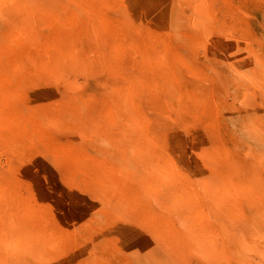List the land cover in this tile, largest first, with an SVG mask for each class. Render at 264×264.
Masks as SVG:
<instances>
[{
    "label": "rangeland",
    "instance_id": "1",
    "mask_svg": "<svg viewBox=\"0 0 264 264\" xmlns=\"http://www.w3.org/2000/svg\"><path fill=\"white\" fill-rule=\"evenodd\" d=\"M0 264H264V0H0Z\"/></svg>",
    "mask_w": 264,
    "mask_h": 264
}]
</instances>
